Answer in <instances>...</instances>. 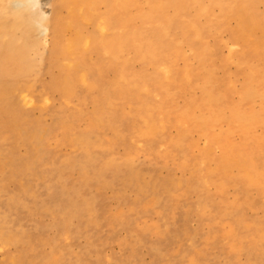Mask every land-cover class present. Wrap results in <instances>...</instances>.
<instances>
[{
	"label": "rangeland",
	"instance_id": "obj_1",
	"mask_svg": "<svg viewBox=\"0 0 264 264\" xmlns=\"http://www.w3.org/2000/svg\"><path fill=\"white\" fill-rule=\"evenodd\" d=\"M11 3L0 0V22L11 23L0 24V42L25 46L26 61L0 52V78L11 95L0 107V264H264V189L216 171L220 141L210 135L228 124L192 125L173 142L178 118L155 135L145 134L142 119L143 109L163 118L164 76L133 45L135 29L144 28L166 54L211 43L213 62L226 63L217 65L219 80L240 87L244 73L227 60L222 38L208 32L199 38L189 27L191 12L168 27L139 18L125 27L114 0L96 7L89 0H42L58 17L48 45L6 9ZM205 21L195 22L204 29ZM121 30L131 43L116 56L106 44ZM222 33L231 37L229 29ZM185 63L178 59L180 67ZM185 93L177 103L201 95L199 88ZM26 130H37L36 140L24 139ZM256 131L262 138L246 153L255 149L264 170V127ZM234 138L241 140L239 133ZM128 171L141 176L131 179Z\"/></svg>",
	"mask_w": 264,
	"mask_h": 264
},
{
	"label": "bare ground",
	"instance_id": "obj_2",
	"mask_svg": "<svg viewBox=\"0 0 264 264\" xmlns=\"http://www.w3.org/2000/svg\"><path fill=\"white\" fill-rule=\"evenodd\" d=\"M11 1V5L6 6V9L13 11L28 28H33L44 44L49 45L52 40L56 39L54 36L57 32L58 17L54 9L52 12L44 9L41 5L42 0ZM89 1L93 7H96L101 0ZM114 1L118 9L121 8L122 26L127 27L139 18L146 25L168 27L173 17H183L186 13L191 12L194 21L190 22L189 27L194 30L199 38L203 37L204 32L215 33L220 40L222 38L223 44L228 46L230 51L227 60L236 61L239 70L244 73V80L240 87H237L236 82L232 79H229L225 85L219 80L217 65L224 67L226 63L219 62L216 64L213 62L214 58L211 54L216 50V46L211 43L205 41L202 49H195L191 53H187L184 46L181 45L175 52L166 54L159 45L148 38L147 34L143 33L144 28L137 27L135 29L134 35L136 36L131 37L133 45L138 51L144 53L147 58L156 63L164 76L162 105L165 106L160 107V111H158L159 114L163 115V118L158 119L155 112L150 109H143L142 119L146 125L145 134L155 135L159 133L162 128L171 122L174 116L180 121L181 130L179 137L171 139L173 142L184 139L186 131L192 128V125L202 128L206 123L226 122L228 124L226 128L219 133L212 132L210 135L213 143L220 141V153H217L219 166L216 167V171H220L223 177L231 176L244 181L248 186L254 185L264 189V170H260L256 166V158L255 155L253 156L255 149L252 155L246 153L251 143L262 138V134L258 133L260 130L257 132L256 127L258 125L264 127V59L262 61L257 57L264 52V7L263 10L260 9L261 5H264V0ZM205 1L208 2L205 3ZM47 2L49 3V1ZM216 7L219 10H216ZM202 16L206 17L204 29L200 28L195 22ZM108 18L110 19L109 14L106 15V19L102 24L104 30L107 29ZM232 19L236 20L233 27H231L233 24L230 23ZM7 20L0 22L2 29L3 26L6 28L11 26V23ZM224 29H229L231 34L229 39L223 37L222 31ZM131 41L130 37L121 30L114 34L106 46L109 50H112L113 54L121 56L122 51L129 46ZM237 45L240 47L238 48ZM20 48L16 50L9 45H2L0 42V52L5 54L7 58L14 61L20 59L26 61L24 57L26 55L25 46ZM180 57L186 60L185 65H182V67L178 65ZM192 58H195L196 62L192 61ZM3 59L0 58V61L2 62ZM227 76L229 78L228 74ZM81 78L87 81L86 75H82ZM1 79L0 107L5 105L11 97ZM65 80L66 78H64ZM193 88H199L201 95L188 99L183 104L176 102L179 94H186V91ZM234 92L239 95L237 100L231 99ZM229 98L231 101L228 100ZM26 99L28 101L32 98L30 95H26ZM236 133L240 134V141L235 140L234 135ZM20 134L24 139L28 138L29 142H32L37 136V130L21 131ZM256 154L259 155L258 152ZM87 160L90 159L87 158ZM126 163L130 164V161H126ZM210 167L213 168L212 160L210 161ZM237 170L238 172H236ZM135 174L138 177L141 176L139 172H135ZM135 174L131 171L127 172L128 177L131 179L135 178ZM216 183L220 189L225 186L223 179L217 178ZM145 184L152 185L153 182L149 181Z\"/></svg>",
	"mask_w": 264,
	"mask_h": 264
}]
</instances>
